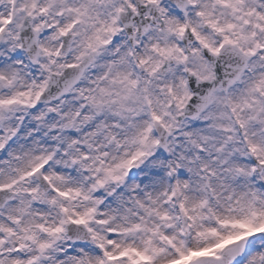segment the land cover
Instances as JSON below:
<instances>
[{
  "label": "clouds",
  "instance_id": "obj_1",
  "mask_svg": "<svg viewBox=\"0 0 264 264\" xmlns=\"http://www.w3.org/2000/svg\"><path fill=\"white\" fill-rule=\"evenodd\" d=\"M0 264H264V0H0Z\"/></svg>",
  "mask_w": 264,
  "mask_h": 264
}]
</instances>
